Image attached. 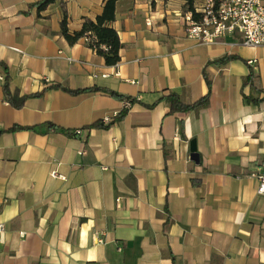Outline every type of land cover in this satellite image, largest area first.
I'll use <instances>...</instances> for the list:
<instances>
[{
  "label": "crops",
  "instance_id": "obj_1",
  "mask_svg": "<svg viewBox=\"0 0 264 264\" xmlns=\"http://www.w3.org/2000/svg\"><path fill=\"white\" fill-rule=\"evenodd\" d=\"M37 1L0 0V264H264V46L187 37L183 0H118L107 65L60 34L62 2L75 31L104 0ZM168 92L208 104L172 114ZM111 93L133 105L106 125Z\"/></svg>",
  "mask_w": 264,
  "mask_h": 264
},
{
  "label": "built area",
  "instance_id": "obj_2",
  "mask_svg": "<svg viewBox=\"0 0 264 264\" xmlns=\"http://www.w3.org/2000/svg\"><path fill=\"white\" fill-rule=\"evenodd\" d=\"M194 14H199V17L196 18ZM184 21L186 36L203 43H213L227 35L239 34L244 46H264V0H203L201 6H195L194 11L184 14ZM90 40L89 35L84 37L86 44ZM121 103L122 110L104 115L102 123L108 125L133 105L128 98H122ZM79 132L77 129L76 133ZM254 175L258 179V193L264 194V172ZM51 176L64 179L56 170L51 172ZM4 230L5 225L0 222V236Z\"/></svg>",
  "mask_w": 264,
  "mask_h": 264
},
{
  "label": "trees",
  "instance_id": "obj_3",
  "mask_svg": "<svg viewBox=\"0 0 264 264\" xmlns=\"http://www.w3.org/2000/svg\"><path fill=\"white\" fill-rule=\"evenodd\" d=\"M55 0H39L33 4L37 9V16L40 17V12L45 10L48 5L53 3ZM118 0H104L102 11L94 19L84 17L82 19L81 27L78 30L70 31L68 28V15L63 2L61 3L62 8V19L60 21V34L65 38L68 44L76 43L80 38H84L86 35L91 37V40L87 43L90 48L100 56L104 58L107 65H115L120 60L119 50L122 46L117 31L112 27L111 23L115 18V8ZM184 12L194 11L195 0H183ZM197 18L199 14H194ZM234 56H225L216 60L217 63H224ZM254 75L252 72L245 78V83L253 84ZM208 88H210V80L206 78ZM65 91L71 94H78L82 92H90L99 90L96 87L87 89L72 90L66 87H62ZM3 91L6 100L15 108H21L24 101L28 97L27 95L20 96L17 92H11L8 86V78H4ZM112 95L122 98L120 95L111 93ZM209 94L207 93L200 99L192 103H184L180 100L178 94L174 92H168L159 98V101H164L169 106V113H187L192 110L204 108L208 104ZM255 101H264V97L256 99ZM124 113L117 116V119L123 117ZM28 127H22L15 125L10 130L26 129ZM182 125L180 129L182 130Z\"/></svg>",
  "mask_w": 264,
  "mask_h": 264
}]
</instances>
